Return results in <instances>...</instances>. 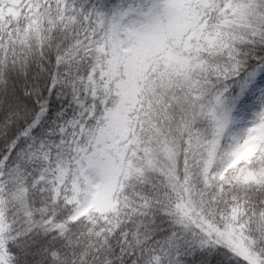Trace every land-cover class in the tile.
Returning a JSON list of instances; mask_svg holds the SVG:
<instances>
[{
  "label": "snow or ice",
  "instance_id": "1",
  "mask_svg": "<svg viewBox=\"0 0 264 264\" xmlns=\"http://www.w3.org/2000/svg\"><path fill=\"white\" fill-rule=\"evenodd\" d=\"M0 264H264V0H0Z\"/></svg>",
  "mask_w": 264,
  "mask_h": 264
}]
</instances>
